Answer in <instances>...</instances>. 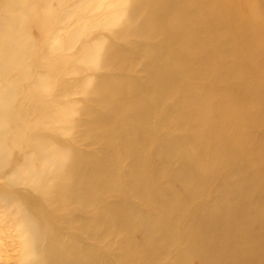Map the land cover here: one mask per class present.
<instances>
[{
	"label": "rangeland",
	"instance_id": "obj_1",
	"mask_svg": "<svg viewBox=\"0 0 264 264\" xmlns=\"http://www.w3.org/2000/svg\"><path fill=\"white\" fill-rule=\"evenodd\" d=\"M257 201L264 0H0V264H168Z\"/></svg>",
	"mask_w": 264,
	"mask_h": 264
},
{
	"label": "bare ground",
	"instance_id": "obj_2",
	"mask_svg": "<svg viewBox=\"0 0 264 264\" xmlns=\"http://www.w3.org/2000/svg\"><path fill=\"white\" fill-rule=\"evenodd\" d=\"M201 156L202 152L200 149L194 150L190 154L189 161L195 165L198 158ZM219 156L220 152L216 153L215 160H217ZM106 172L107 169L99 165L96 180L100 179L101 175ZM133 178H135L133 175H129V179ZM172 201L177 202L180 208H183L186 200L173 198ZM174 206L175 203L166 208V215H169L168 212H170ZM199 211L203 212L202 209H199ZM214 215L217 217V220L212 222L209 227L204 225L199 226L193 222L185 224V226L194 230L191 234V239L197 242L189 243L190 241H185L182 249H178L169 254L171 262L168 264H189L190 257H199V255L195 253L199 248L207 249L204 257L207 263L211 264L223 258L228 259V264H264V206L261 203L257 201L255 205H251L245 202L242 206L241 214L235 222L238 226L240 225L241 231L237 234L230 233L226 238L215 237L216 231L224 229L228 223L224 220V216L221 212H214ZM200 221L201 220H198L197 222L200 223ZM233 224L234 219H231V228ZM198 229L203 230L205 233L198 231ZM172 234V229L166 228L158 245L162 246L164 243L169 242L171 238H173ZM198 234L203 235L200 236ZM216 240L227 243L228 247L224 253L221 252L220 247L209 248L211 243ZM118 245L126 252L122 253L119 264H159L166 255L165 248H161L160 252L155 254H152L148 248H139L135 245L125 248L126 239L121 240ZM123 250H119V252H123Z\"/></svg>",
	"mask_w": 264,
	"mask_h": 264
}]
</instances>
